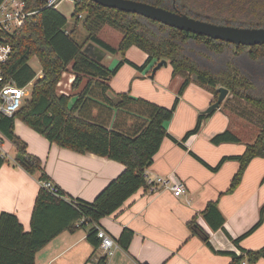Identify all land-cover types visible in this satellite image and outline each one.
Returning <instances> with one entry per match:
<instances>
[{"label": "trees", "instance_id": "trees-1", "mask_svg": "<svg viewBox=\"0 0 264 264\" xmlns=\"http://www.w3.org/2000/svg\"><path fill=\"white\" fill-rule=\"evenodd\" d=\"M24 1L26 11L31 13L25 16L16 31L8 35L11 53L8 60L0 64L6 79H12L17 86L25 87L33 81L30 97L24 100L19 110L10 117L0 116V133L15 145L17 162L31 174L42 170L40 159L27 153L25 143L15 135V118L50 143L80 153L108 157L122 163L124 169L91 202L65 195L51 179L40 173V189L32 210L30 231L23 229L13 213H0V264H35L36 252L64 230L74 231L90 226L88 238L94 246H98L95 225L103 216L114 213L139 188L148 186L145 169L151 165L162 140L169 137L184 147L183 142L197 133L203 119L215 111L198 114L194 127L186 131L180 140L167 132L166 122L173 116L180 97L192 80L205 87H224L232 99L243 101L259 113H264V44L235 45L173 28L135 13L104 7L90 0H75L72 15L77 23L85 13L82 24L88 31L81 42L73 36L74 28L66 29L67 19L55 8L43 6V0ZM139 1L217 24L264 27V0ZM103 25L121 31L122 37L116 47L97 36V30ZM87 44L98 46L110 54L118 53L121 58L110 69L84 52ZM132 45L147 53L141 65L124 57L125 51ZM33 56L41 65V77L36 78L28 63ZM221 56L225 59L210 62V59H220ZM162 59L171 65L172 76H184L170 107L131 97L127 92L116 93L113 98L107 94L110 77L124 63L141 71L148 65L153 67ZM217 64L220 67L214 69ZM68 66L75 74L72 88L81 83L82 77H89L74 102H70V95L56 92ZM97 90L102 92V97ZM215 95L218 96V90ZM99 100L116 110V116L134 117L132 129H122L116 122L109 127L108 122L99 117L91 119L86 113L98 105ZM111 113L112 110H105V118L109 116L110 119ZM237 113L242 114L239 110ZM257 121L261 123L259 132L241 155L222 157L216 166H209L216 171L226 160L239 161V169L232 177L227 192H232L240 183L251 159L264 157V120L259 118ZM210 140L214 144L240 141L229 130L215 134ZM3 163L4 158L0 154V167ZM44 181L52 182L56 194L42 186ZM263 209L264 205L261 214ZM201 214L213 229L222 227L223 217L216 201L208 202ZM260 221L261 217L258 223L233 241H240ZM198 232L207 242V234L199 228ZM131 237L132 231L123 229L116 242L126 248ZM232 256L229 264H241L245 258L248 262H255L259 258L264 259V246L258 250H242L239 255Z\"/></svg>", "mask_w": 264, "mask_h": 264}, {"label": "crops", "instance_id": "crops-1", "mask_svg": "<svg viewBox=\"0 0 264 264\" xmlns=\"http://www.w3.org/2000/svg\"><path fill=\"white\" fill-rule=\"evenodd\" d=\"M108 26L103 25L97 34L105 42L100 33L107 32ZM120 57L118 53L105 52L100 62L111 69L114 66H111L112 62H118ZM124 57L141 65L147 53L132 45ZM152 68L148 65L140 71L124 63L110 77L107 93L127 92L131 97L170 107L184 76H172L168 61L151 78ZM41 75L42 71L36 77ZM74 77L68 66L62 74L64 87L58 90V93L70 95V102L77 99L89 80V77H82L81 83L72 88ZM216 90L192 80L180 97L173 116L166 122L167 132L180 140L194 127L198 114L215 102ZM27 93L28 98L30 92ZM97 93L102 97V92L97 90ZM234 101L228 93L220 107L203 119L198 132L183 142L184 147L165 137L151 165L145 169L148 180L172 177L181 181L184 191L180 195L176 196L171 189L158 184L157 188L149 190L146 180L147 187L139 188L114 213L99 219L97 225L115 242L123 229L132 231L126 248L116 242L114 253L104 256L100 239L99 245L94 246L88 238L90 226H86L60 232L36 252L35 264H229L233 254L264 246V209L260 213L264 205V157H254L249 161L240 183L232 192L227 190L239 169V161L229 159L216 171L210 169L222 157L241 155L258 134L252 135L253 126L257 125L255 119L234 111L233 105L230 106ZM98 102L86 113L91 119L99 117L108 122L109 127L116 122L122 129H132L134 117L116 116V110L100 100ZM107 109L112 110L110 119L109 116L105 118ZM225 130L235 134L240 141L211 142V137ZM14 133L25 143L27 153L40 159L42 167L41 171L28 173L16 160L17 150L13 142L0 133V154L4 158L0 167V213H13L25 231L31 228L32 210L40 189V173L51 179L65 195L91 202L124 169L122 163L108 157L80 153L50 143L18 118L14 119ZM211 201L217 202V209L223 217V225L218 229H213L201 214ZM260 217V224L255 229L237 243L233 241L258 223ZM191 223L194 224L191 226ZM198 228L207 234V242ZM243 260L247 264H264L263 258L255 262Z\"/></svg>", "mask_w": 264, "mask_h": 264}, {"label": "water", "instance_id": "water-1", "mask_svg": "<svg viewBox=\"0 0 264 264\" xmlns=\"http://www.w3.org/2000/svg\"><path fill=\"white\" fill-rule=\"evenodd\" d=\"M90 1H93L104 7L135 13L173 28L207 36L212 39L229 42L235 45L252 46L264 44V27H242L217 24L139 0ZM84 52L89 54L97 61H101L103 54L105 53L101 48L92 44H87V46L84 48ZM166 64L167 60L165 59L158 61L155 66H153L150 77L152 78L156 70L162 66H165ZM227 94L228 90L226 88L219 87L217 99L206 108L205 112L209 113L219 108L221 102L225 99Z\"/></svg>", "mask_w": 264, "mask_h": 264}, {"label": "built area", "instance_id": "built-area-1", "mask_svg": "<svg viewBox=\"0 0 264 264\" xmlns=\"http://www.w3.org/2000/svg\"><path fill=\"white\" fill-rule=\"evenodd\" d=\"M61 0H43L45 7L56 8ZM75 2V0H72ZM31 12L26 11L24 0H3L0 3V64L8 60L11 53V45L8 41V35L16 31L23 23L26 15ZM27 88L19 87L12 79H6L3 70L0 67V116H13L23 105L27 98ZM1 138V134H0ZM146 180L149 184V190L160 187L169 188L174 195L178 196L184 191V184L172 177H157L154 180ZM42 186L51 193L56 194V188L50 181L42 182ZM96 235L100 239V248L104 256L114 253L117 243L112 237L101 227L95 225ZM241 264H247L246 260H242Z\"/></svg>", "mask_w": 264, "mask_h": 264}, {"label": "rangeland", "instance_id": "rangeland-1", "mask_svg": "<svg viewBox=\"0 0 264 264\" xmlns=\"http://www.w3.org/2000/svg\"><path fill=\"white\" fill-rule=\"evenodd\" d=\"M74 5L75 3L72 1V0H61L57 6H56V10L61 13L66 19H67V24H66V29L69 31L71 30L72 28H74V32H73V36L75 38H77L78 40H80L81 42L84 41L86 35L88 34V31L87 29L83 26L82 24V20H83V17L85 16V13H82V16L79 18V21L76 23V20H75V17H73L72 13L74 11ZM114 28V27H113ZM111 28L110 26H108L106 28V30H108L107 32H102L100 33V36L104 39H106V41L108 43H110L111 45L113 46H117L118 42H119V38L121 37L122 33L119 29H113ZM101 29V28H100ZM100 29L97 30V34L98 32L100 31ZM110 30H113V31H110ZM118 35V36H117ZM85 47V46H84ZM141 56V55H140ZM227 56V55H225ZM225 56H221L220 59H216L217 57L215 58H212L210 59V62L213 61V60H223L225 59L224 57ZM121 58V57H120ZM137 59V58H136ZM117 62V60H114L112 62V65H115V63ZM29 65L30 67L35 71L36 75L39 74V72L41 71V65L38 61V58L36 56H33L30 60H29ZM214 67V66H213ZM220 67V64H217L216 67H214V69H218ZM128 69H126L127 71ZM37 78V77H36ZM67 78V77H66ZM65 78V80H66ZM62 80V78H61ZM61 87H64V82L63 80L60 82V85H57V89H56V92L58 93V90L61 88ZM32 90V84L30 83L28 86H27V91L28 92H31ZM95 92V91H94ZM118 93V91L116 92H108L107 94L113 98L115 97V94ZM59 94V93H58ZM29 95V94H28ZM30 97V96H29ZM28 97V98H29ZM235 100V99H234ZM236 101V102H235ZM232 104H230V106L233 105V108L235 111L239 110L242 112V115L244 116H248V117H251L252 119H255V123H257L256 127L253 126V133L252 135H255L258 131V127L259 125H261V123H259L257 120H259V118L261 120H264V113H259L257 111L256 108L254 107H251L249 104H246L245 102L243 101H237L235 100ZM261 114V115H260ZM263 122V121H262ZM258 126V127H257ZM7 142V141H5Z\"/></svg>", "mask_w": 264, "mask_h": 264}, {"label": "flooded vegetation", "instance_id": "flooded-vegetation-1", "mask_svg": "<svg viewBox=\"0 0 264 264\" xmlns=\"http://www.w3.org/2000/svg\"><path fill=\"white\" fill-rule=\"evenodd\" d=\"M173 1H175V0H173Z\"/></svg>", "mask_w": 264, "mask_h": 264}]
</instances>
